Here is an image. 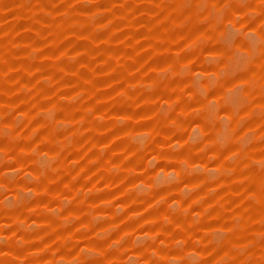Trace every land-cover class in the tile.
I'll list each match as a JSON object with an SVG mask.
<instances>
[{
	"label": "rangeland",
	"instance_id": "obj_1",
	"mask_svg": "<svg viewBox=\"0 0 264 264\" xmlns=\"http://www.w3.org/2000/svg\"><path fill=\"white\" fill-rule=\"evenodd\" d=\"M0 264H264V0H0Z\"/></svg>",
	"mask_w": 264,
	"mask_h": 264
}]
</instances>
